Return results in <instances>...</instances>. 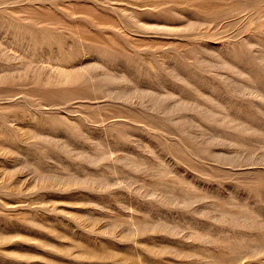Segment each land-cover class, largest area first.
I'll list each match as a JSON object with an SVG mask.
<instances>
[{
  "label": "rangeland",
  "instance_id": "374dc122",
  "mask_svg": "<svg viewBox=\"0 0 264 264\" xmlns=\"http://www.w3.org/2000/svg\"><path fill=\"white\" fill-rule=\"evenodd\" d=\"M0 264H264V0H0Z\"/></svg>",
  "mask_w": 264,
  "mask_h": 264
}]
</instances>
